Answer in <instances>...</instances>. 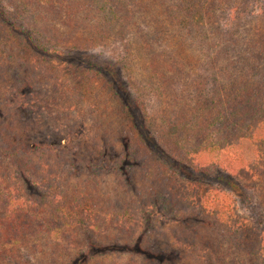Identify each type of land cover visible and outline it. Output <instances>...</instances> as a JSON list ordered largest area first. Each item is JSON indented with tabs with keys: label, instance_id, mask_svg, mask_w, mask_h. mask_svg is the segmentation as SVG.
<instances>
[{
	"label": "trees",
	"instance_id": "16d2710c",
	"mask_svg": "<svg viewBox=\"0 0 264 264\" xmlns=\"http://www.w3.org/2000/svg\"><path fill=\"white\" fill-rule=\"evenodd\" d=\"M26 246L264 264V0H0V264Z\"/></svg>",
	"mask_w": 264,
	"mask_h": 264
},
{
	"label": "rangeland",
	"instance_id": "374dc122",
	"mask_svg": "<svg viewBox=\"0 0 264 264\" xmlns=\"http://www.w3.org/2000/svg\"><path fill=\"white\" fill-rule=\"evenodd\" d=\"M19 110V109H18ZM4 111L6 112V110L4 109ZM33 113L31 111H25L23 110H19L17 115L19 116H25L26 118H29ZM5 117V116H4ZM3 117V118H4ZM6 120V117L4 118ZM88 132V129L84 126V128L82 129V133L80 135V141L82 143V145L85 142V136ZM53 137H55V140H53L54 142L57 141L59 139V136L54 135ZM115 153V152H114ZM112 158V156H111ZM25 181V180H24ZM219 181H212L213 186H216V184H218ZM24 188V192H25V196H34L35 194H37V189L35 187H33L31 184H29L28 182H25V184L23 185ZM250 192V193H249ZM228 193V192H227ZM249 195H251L252 191L251 190H247V192ZM222 200L224 202L225 205H228L230 207V209L235 210L238 214H241L243 217H248V212L247 209L245 208L244 203L242 202L243 198L237 199L235 196H232L230 193L223 195L222 196ZM242 202V203H241ZM20 257V256H19ZM17 258L16 261H13L11 264H49L47 260L42 259L40 260L39 257L37 256V254L33 253L30 248L28 246H26L24 249H22V255L20 258ZM64 262L66 264H74L73 262L71 263V259H65Z\"/></svg>",
	"mask_w": 264,
	"mask_h": 264
}]
</instances>
